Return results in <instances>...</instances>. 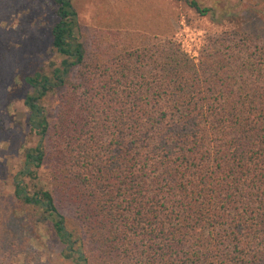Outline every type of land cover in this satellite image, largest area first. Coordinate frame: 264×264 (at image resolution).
Masks as SVG:
<instances>
[{
	"label": "trees",
	"instance_id": "trees-1",
	"mask_svg": "<svg viewBox=\"0 0 264 264\" xmlns=\"http://www.w3.org/2000/svg\"><path fill=\"white\" fill-rule=\"evenodd\" d=\"M49 1L60 61L23 77L37 140L12 178L15 201L0 197V264H16L41 224L66 256L80 250L75 264H264V28L208 34L195 61L172 39L84 36L72 0ZM182 1L217 20L213 5ZM26 2L0 0L1 30L36 7ZM8 43L0 35L5 71L21 65ZM45 163L30 192L22 176Z\"/></svg>",
	"mask_w": 264,
	"mask_h": 264
},
{
	"label": "rangeland",
	"instance_id": "rangeland-1",
	"mask_svg": "<svg viewBox=\"0 0 264 264\" xmlns=\"http://www.w3.org/2000/svg\"><path fill=\"white\" fill-rule=\"evenodd\" d=\"M200 1L215 7L217 20L197 14L182 0H72V3L84 36H90L97 29H112L134 32L143 38L172 39L195 61L208 34L241 22L264 28V0ZM50 2L34 0L33 10L14 14L5 29H0V35L9 40L8 54L21 64L10 71L0 69V119L3 120L0 124V197L5 200L15 201L12 178L24 166V147L35 145L37 140L29 131L23 95L31 88L23 83V77L36 70L49 73L60 61L50 43ZM41 104L52 115L57 106L56 94L49 92ZM46 165L38 170L37 179L22 176L30 192L35 183L45 180ZM39 231L36 237L25 239L27 252L17 255L16 264H26L24 257H39L38 261L29 260L28 264H75L74 258L80 252L77 247V252L68 257L64 244L51 236L45 224L39 226ZM82 249L92 260L93 249L86 244Z\"/></svg>",
	"mask_w": 264,
	"mask_h": 264
}]
</instances>
